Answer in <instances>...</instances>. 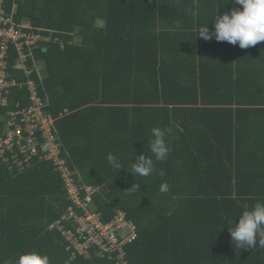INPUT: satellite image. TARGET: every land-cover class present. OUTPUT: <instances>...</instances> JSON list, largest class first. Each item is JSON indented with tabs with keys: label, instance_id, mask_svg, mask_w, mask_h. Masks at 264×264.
<instances>
[{
	"label": "trees",
	"instance_id": "1",
	"mask_svg": "<svg viewBox=\"0 0 264 264\" xmlns=\"http://www.w3.org/2000/svg\"><path fill=\"white\" fill-rule=\"evenodd\" d=\"M227 2H6L13 20H28L29 34L48 37L26 52L31 77L55 118L65 164L97 187L96 209L104 219L121 209L135 224L130 264H264V247L236 249L224 225L245 206L264 203V42L188 47L202 41L200 27L212 30L216 8L220 15L232 7ZM203 48L210 58L197 63ZM218 66L224 80L213 77L211 88L202 71ZM154 127L170 129L163 161L148 148ZM142 153L154 163L147 177L131 173ZM108 154L123 169L114 170ZM13 170L0 158V264L33 250L49 264H116L99 253L72 257L50 227L70 205L52 162L35 157Z\"/></svg>",
	"mask_w": 264,
	"mask_h": 264
},
{
	"label": "built area",
	"instance_id": "2",
	"mask_svg": "<svg viewBox=\"0 0 264 264\" xmlns=\"http://www.w3.org/2000/svg\"><path fill=\"white\" fill-rule=\"evenodd\" d=\"M6 2L0 0V119L4 122L0 129V158L10 170L22 169L36 157L52 162L59 171L70 205L50 227L61 231L72 257L82 254L89 258L99 253L116 264H130L126 247L136 237L135 224L121 209L108 219L96 209L93 196L97 187L82 183L65 164L61 143L53 131L55 118L44 111L31 77L33 70L26 52L48 37L29 34L25 30L28 20H13L7 14ZM23 93L26 103L21 102Z\"/></svg>",
	"mask_w": 264,
	"mask_h": 264
},
{
	"label": "clouds",
	"instance_id": "3",
	"mask_svg": "<svg viewBox=\"0 0 264 264\" xmlns=\"http://www.w3.org/2000/svg\"><path fill=\"white\" fill-rule=\"evenodd\" d=\"M226 4L232 7L220 15H214V20L198 29L197 34L205 41L215 39L217 42H227L238 45L241 49H246L264 42V0H228ZM170 129L154 127L151 129V139L148 148L156 161H163L169 154V146L165 140L166 133ZM107 161L111 167L118 172L123 169L119 159L113 154L107 155ZM155 171L152 157L143 153L138 155L135 162H132V172L140 176H149ZM164 175L161 170L159 173ZM139 189V185H133ZM169 186L167 183L160 185L159 191L167 193ZM150 202V201H149ZM237 219H230L224 224L227 226L231 241L236 249H253L259 243L264 247V203L256 202L253 206L245 208L236 216ZM13 264H49L47 255L37 251H25L20 253Z\"/></svg>",
	"mask_w": 264,
	"mask_h": 264
},
{
	"label": "crops",
	"instance_id": "4",
	"mask_svg": "<svg viewBox=\"0 0 264 264\" xmlns=\"http://www.w3.org/2000/svg\"><path fill=\"white\" fill-rule=\"evenodd\" d=\"M196 36H198V35H196ZM200 42H206L204 39H202V41H198V39L196 38L195 39V42H191L190 44H189V46L188 47H192V48H194V49H198L199 48V45H200ZM210 43L212 42V41H209ZM209 45V44H208ZM203 50H205V52H202L201 53V55L198 57H196V61H197V63H199V62H201V61H203V60H208V58H210V55L208 54V52H210V50L208 49V48H203ZM203 62H205V61H203ZM204 64V63H203ZM207 64V66L209 65H212L211 63H206ZM217 64L219 65L220 63H218L217 62ZM204 68H205V66H204ZM211 69V68H210ZM215 69H216V67H215ZM218 71H216L215 73H211V71H209V70H206V69H203V75H205V73H207L205 76H207V75H209L210 76V79H208V81H209V86L211 87V88H213L214 87V82H213V77H216V78H219V79H223V71H222V68L220 69V67L218 66ZM220 72H222V73H220ZM209 76H207V77H209ZM203 80H204V78H203ZM224 80V79H223ZM206 80H204V82H205ZM210 88V89H211ZM214 91V90H213ZM212 91V92H213ZM197 105H201V104H197ZM223 107H225L224 106V104H221ZM221 116V114H219V113H217V117H220ZM227 116V115H226Z\"/></svg>",
	"mask_w": 264,
	"mask_h": 264
},
{
	"label": "rangeland",
	"instance_id": "5",
	"mask_svg": "<svg viewBox=\"0 0 264 264\" xmlns=\"http://www.w3.org/2000/svg\"><path fill=\"white\" fill-rule=\"evenodd\" d=\"M98 25H102L103 24V21H101V20H98Z\"/></svg>",
	"mask_w": 264,
	"mask_h": 264
}]
</instances>
